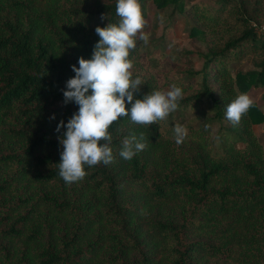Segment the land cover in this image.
I'll use <instances>...</instances> for the list:
<instances>
[{"label":"trees","instance_id":"obj_1","mask_svg":"<svg viewBox=\"0 0 264 264\" xmlns=\"http://www.w3.org/2000/svg\"><path fill=\"white\" fill-rule=\"evenodd\" d=\"M153 2L186 14L203 63L155 69L138 40L129 58L144 84L132 103L176 85L179 105L200 112L179 145L163 120L121 117L109 128L114 161L68 184L58 167L67 129L56 128L79 105L63 92L72 65L92 57L96 27L119 22L117 0H0V264H264V148L253 128L264 110L254 101L237 126L226 118L239 94L264 87V0ZM245 54L250 67L233 74L228 61ZM141 133L147 148L124 160L123 140Z\"/></svg>","mask_w":264,"mask_h":264},{"label":"clouds","instance_id":"obj_2","mask_svg":"<svg viewBox=\"0 0 264 264\" xmlns=\"http://www.w3.org/2000/svg\"><path fill=\"white\" fill-rule=\"evenodd\" d=\"M118 23L109 22L106 27L97 26L100 37L94 46L90 59L79 58V67L72 65L75 76L70 78L64 90V103L79 105L65 125L61 120L56 131L66 127L60 138L63 145L61 161L58 163L59 176L68 184L80 182L88 175L85 166L108 165L114 161L109 146L112 135L109 128L121 117H130L138 125L149 127L158 124L179 108L184 98L183 89L172 85L170 90H156L143 98L135 99L144 84L140 76L133 75V61L130 53L136 49L137 41L148 43L149 37L143 29L146 25L140 0H117ZM101 14V19H105ZM89 90H91L89 94ZM126 100L131 108L126 107ZM254 106V100L247 94H239L227 106L226 118L237 126ZM54 118V117H53ZM187 128L177 124L174 128L176 143L182 144ZM144 134H135L123 140L119 155L131 160L147 148ZM104 141V143H101Z\"/></svg>","mask_w":264,"mask_h":264},{"label":"rangeland","instance_id":"obj_3","mask_svg":"<svg viewBox=\"0 0 264 264\" xmlns=\"http://www.w3.org/2000/svg\"><path fill=\"white\" fill-rule=\"evenodd\" d=\"M183 1L186 4L191 0ZM144 17L146 25L143 31L148 35L149 40L142 47L141 53L147 50L154 52L151 62L157 64L155 69L166 67L173 62L180 67L193 69H199L202 66L203 57L200 53L205 50V44L203 41L189 36L187 29L190 20L184 12L175 13V16L169 17L166 12L155 6L153 0H145ZM263 23L264 17L257 23L259 33H264V28L261 26ZM228 65L233 74L237 69H246L250 67L249 56L245 54L239 59H230ZM199 78V76L191 78L196 87L200 84ZM245 93L264 110V87H251ZM199 112L196 105H179L175 112L163 120V127L167 133L175 136V126L177 124L183 126L195 118ZM218 126V122L212 123L213 135L216 134ZM253 128L264 148V122L254 123Z\"/></svg>","mask_w":264,"mask_h":264},{"label":"built area","instance_id":"obj_4","mask_svg":"<svg viewBox=\"0 0 264 264\" xmlns=\"http://www.w3.org/2000/svg\"><path fill=\"white\" fill-rule=\"evenodd\" d=\"M261 26H262V28H264V23Z\"/></svg>","mask_w":264,"mask_h":264}]
</instances>
